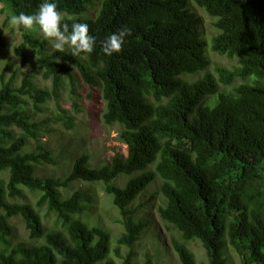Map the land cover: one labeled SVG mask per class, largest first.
<instances>
[{
	"label": "trees",
	"instance_id": "obj_1",
	"mask_svg": "<svg viewBox=\"0 0 264 264\" xmlns=\"http://www.w3.org/2000/svg\"><path fill=\"white\" fill-rule=\"evenodd\" d=\"M191 1L213 19L217 33L211 50L236 60L232 68L209 72L208 42ZM55 2L73 17L62 21L69 31L73 22L88 24L94 48L73 56L68 46L52 50L51 40L19 27L23 40L15 55L26 66L24 48L36 52L43 79L52 84L39 88L29 75L15 86L16 72L6 80L9 65L0 75V174H8L0 178V264H117L115 256L122 257L123 248L129 250L123 264H135L134 248L146 223L132 204L158 178L164 198L159 217L183 240L173 242L180 264H196L188 247L196 240L208 264H234L232 255L240 264H264V0ZM0 3L11 15L30 14L42 0ZM92 3L99 9L85 18ZM121 27L130 28L131 35L119 52L105 55L104 40ZM76 76L90 89L102 90L103 121L121 126L119 139L128 155L91 167V156L83 153L66 175L38 176V168L58 163L39 142L47 120H35L34 112L42 113L44 104L60 98L66 78L74 92ZM249 78L254 80L245 83ZM215 96L214 105L209 98ZM72 105L75 113L82 111L77 101ZM62 112L56 121L74 129L75 116ZM31 142L35 149L25 151ZM121 176L131 177L124 187L115 183ZM74 182L104 186L123 220L116 246L102 224L89 226L78 217L89 199L73 188ZM30 195L37 196L34 203L27 201ZM50 215L57 227L47 226ZM15 217L24 222L30 244L12 243Z\"/></svg>",
	"mask_w": 264,
	"mask_h": 264
},
{
	"label": "rangeland",
	"instance_id": "obj_2",
	"mask_svg": "<svg viewBox=\"0 0 264 264\" xmlns=\"http://www.w3.org/2000/svg\"><path fill=\"white\" fill-rule=\"evenodd\" d=\"M98 4H90L88 11L83 16L85 18L94 16L97 12H95V8L99 9ZM189 7L201 18L199 29L202 38L208 42L206 51L212 63L209 72L215 73L214 68L218 66L232 68L236 65V60H229L227 57L220 56L211 50V39L217 33V30L213 26V19L204 9L197 6L194 1L189 3ZM11 16V13L5 10L3 3H0V38L3 43L0 47V75L5 69V66L9 65L6 80L16 72L15 86H20L22 79L30 75L33 76V80L39 88H50L52 82L51 80L43 79V71L40 69L36 52L27 46L24 48L29 58V63L26 66L15 55V50L23 38L19 28L13 29L8 23ZM27 31L35 37H44L36 27L27 29ZM52 44L53 41H50L51 49L55 50ZM65 50H69V48L65 46ZM71 68L73 71L72 66ZM185 78L197 79L198 76L191 78L190 76H186ZM75 80L76 83L73 86L74 92L71 91L72 85L69 79L66 78L60 98L58 100L52 99L44 104V111L42 113L34 112L35 120H47L39 134V142L52 151L58 163V166L55 167L53 165H47L38 168V176L42 177L54 174L66 175L71 171L75 160L83 153H88L91 156V167L110 164L116 155L123 157H127L128 155L127 145L119 139V134L122 129L121 126H108L103 121L102 115L105 110V102L103 101L102 90L100 88L90 89L80 76H76ZM253 80V78H249L245 83H251ZM239 82L241 80H238L236 84H239ZM221 89L227 92L231 91V87H221ZM74 100L82 108L80 113H75L74 106L72 105ZM213 100L215 105L217 97L209 98V101ZM29 108L33 109L32 102L29 103ZM62 111H68L72 116H75L76 126L74 129L68 130L62 123L56 121V118L63 115ZM35 145L36 143L34 142L29 143L25 151L30 152L34 150ZM38 166L40 167V165ZM149 169L153 170V167ZM7 175L6 172L1 173L0 178H7ZM130 178L128 176H121L115 183L118 186L124 187ZM160 184L161 180L158 178L132 204V208L137 210V218L146 223L141 240L134 248L135 264H147L149 259L151 260V264H180L178 254L173 247V242H183L181 235L173 230L170 224L164 222L159 217L158 208L164 205V198L158 192ZM71 185H73L75 190L81 189L85 193L86 198L89 199V202H85L87 206L85 211L78 217L86 221L89 226H94L97 223L102 224L111 233L114 240L113 246H116L115 240L124 231L123 220L119 214V210L113 205L111 197L105 193L104 186L101 183L86 182H74ZM36 199V195H30L27 201L34 203ZM42 213L44 215L46 211L43 210ZM55 220L56 217L54 215L47 217V226L57 227ZM11 224L15 229V234L11 238L13 244L19 242L30 244L32 242L25 224L20 217L11 219ZM188 247L195 255L196 264H208L207 252L200 241H191L188 243ZM128 251L127 248H123L122 257L115 256L117 264H123ZM231 261L234 264H240L236 255L231 256Z\"/></svg>",
	"mask_w": 264,
	"mask_h": 264
},
{
	"label": "clouds",
	"instance_id": "obj_3",
	"mask_svg": "<svg viewBox=\"0 0 264 264\" xmlns=\"http://www.w3.org/2000/svg\"><path fill=\"white\" fill-rule=\"evenodd\" d=\"M67 14L57 9L55 0H42L38 9L30 14L20 12L10 17L8 23L13 29L23 26L31 29L38 27L46 39L53 41L54 49L63 51L65 46L71 49L72 55L79 53H91L94 48V37L89 35V26L86 23L73 22L70 25L62 23ZM72 20L71 15H67ZM131 35V29L121 27L118 31L108 35L103 42V52L111 56L119 52L125 43V38Z\"/></svg>",
	"mask_w": 264,
	"mask_h": 264
}]
</instances>
